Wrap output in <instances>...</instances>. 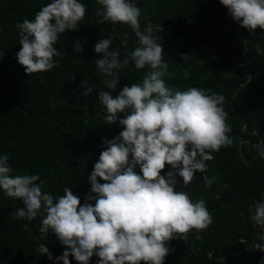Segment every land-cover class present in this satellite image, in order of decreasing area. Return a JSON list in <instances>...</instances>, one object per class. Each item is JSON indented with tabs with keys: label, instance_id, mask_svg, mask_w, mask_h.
Masks as SVG:
<instances>
[{
	"label": "trees",
	"instance_id": "obj_1",
	"mask_svg": "<svg viewBox=\"0 0 264 264\" xmlns=\"http://www.w3.org/2000/svg\"><path fill=\"white\" fill-rule=\"evenodd\" d=\"M51 0H0V154H7L13 175L39 174L44 189L56 197L72 188L81 204L90 192L88 177L100 153L102 140L118 136V122L106 124V111L98 99L105 88L104 77L95 67L101 54L95 45L105 38L109 50L129 58L138 40L130 26L104 21L96 0H81L86 13L76 31L60 35L58 66L48 72L26 74L18 64L20 50L17 23L34 19ZM141 9V29L151 22L153 35L164 50L170 75L169 87L211 89L226 98L227 123L233 144L212 153L208 172L194 174L186 186L177 177L176 190L192 200L204 199L213 216L205 230H192L168 242L172 251L164 264H264V226L251 216L253 204L264 199V158L256 146L264 138V29L252 32L241 27L218 0H135ZM147 17V21L144 19ZM79 41L83 51L73 52ZM184 54L187 61L180 58ZM190 75L183 76L184 70ZM145 69H136L129 60L120 70L113 97L122 88L142 82ZM74 76V78H73ZM93 88L82 97L81 85ZM123 118V116H121ZM139 174V168L136 169ZM169 171L166 165L161 175ZM203 175L217 180L209 188ZM98 182L104 183V181ZM94 204V201H91ZM22 201L0 191V264H53L37 251L45 244L56 257L66 250L54 235L41 238V216L32 221L14 218ZM70 264H77L69 257ZM94 255L89 264H97Z\"/></svg>",
	"mask_w": 264,
	"mask_h": 264
},
{
	"label": "clouds",
	"instance_id": "obj_2",
	"mask_svg": "<svg viewBox=\"0 0 264 264\" xmlns=\"http://www.w3.org/2000/svg\"><path fill=\"white\" fill-rule=\"evenodd\" d=\"M232 19L249 32L264 29V0H218ZM97 15L112 24L123 23L133 30L138 46L121 60V52L109 50L111 38L101 39L94 52L101 54L95 67L103 75L105 88L114 92L120 70L129 60L136 69H145L141 83L125 85L118 95L101 90L106 124H119L122 131L111 140H102L104 150L94 164L88 181L90 192L81 204L72 188L56 197L44 189L39 174L13 175L7 154H0V191L22 201L23 207L11 213L14 218L32 221L41 216V238L54 235L66 248L53 260L45 244L37 251L53 264H164L170 254L168 242L192 230L202 231L213 223L204 199L192 200L177 191V177L189 185L194 174L208 172L212 153L230 147L233 139L227 123L226 98L211 89L189 87L175 90L165 78L170 75L161 43L153 35L151 22L141 29V9L135 0H96ZM86 13L81 0H51L31 21L17 23L20 50L16 59L26 74L48 72L58 66L60 35L76 31ZM74 53L83 51L77 41ZM180 58H189L180 54ZM185 69L183 76L189 78ZM74 78V76H73ZM82 97L93 88L82 84ZM123 116V118H121ZM264 158V138L256 146ZM169 171L161 175L165 166ZM139 168V174L136 169ZM99 181H104L100 183ZM206 187L217 177L203 175ZM94 201V204L91 202ZM251 220L264 226V199L254 202ZM264 252V242L256 245ZM223 264V259L219 262Z\"/></svg>",
	"mask_w": 264,
	"mask_h": 264
}]
</instances>
